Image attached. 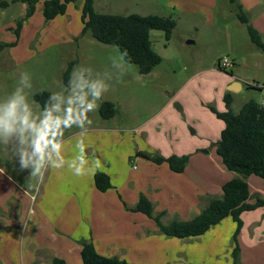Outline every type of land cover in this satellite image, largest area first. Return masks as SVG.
I'll list each match as a JSON object with an SVG mask.
<instances>
[{
  "label": "rangeland",
  "instance_id": "obj_1",
  "mask_svg": "<svg viewBox=\"0 0 264 264\" xmlns=\"http://www.w3.org/2000/svg\"><path fill=\"white\" fill-rule=\"evenodd\" d=\"M82 1H72L67 14L58 16L57 21L44 18L46 28L42 23L39 26L38 17L34 18L37 31L27 27L20 30L18 37L13 28L25 14L24 7L18 3L6 10L13 18L8 30L15 44L5 47L0 55V168L22 185L38 189L58 159L62 160L59 166L62 171L74 169L71 159L82 153L87 140L128 136L121 129L139 126L160 111L167 99L172 100V116L179 114L176 121L186 122L184 135L181 131L183 142L206 150L198 134L192 132L190 114L205 117L210 106L215 107L213 101L219 98L231 75L243 85L232 103L236 112L243 102L260 96L256 85H262L264 71L253 63L264 61V53L251 41L247 26L238 19L231 0H94L95 9L101 13L157 14L175 19L169 40L162 30L151 31L153 48L162 61L148 74L140 73L136 64L126 62L119 47L96 40L90 31L82 33ZM224 56L234 58V64L227 70H219L218 61ZM76 59L78 63L72 68L67 86L63 74L69 62ZM212 66L217 71H203ZM93 84L106 85L108 90L97 99L95 111L87 110L89 124L83 110L94 99ZM42 90L57 97L51 110L43 109L34 99ZM177 95L186 101L185 109L179 108L181 100ZM13 100L18 101V106L15 114L9 116L8 106ZM105 100L117 107L111 118L100 115V105ZM53 123V128L46 131L45 126ZM217 139L209 140L208 149L215 147ZM145 143H141L143 151L150 145ZM88 146L84 145L83 150ZM169 146L177 151L181 145ZM106 147L120 160L118 156L134 145L118 144L115 140ZM160 148L162 153H168L165 147ZM132 155L135 158L137 154ZM134 158L130 163L138 167ZM79 167L82 168V163ZM186 214H182V219L188 220L190 216ZM173 219L181 218L171 213L162 215L166 223Z\"/></svg>",
  "mask_w": 264,
  "mask_h": 264
},
{
  "label": "crops",
  "instance_id": "obj_2",
  "mask_svg": "<svg viewBox=\"0 0 264 264\" xmlns=\"http://www.w3.org/2000/svg\"><path fill=\"white\" fill-rule=\"evenodd\" d=\"M0 1L9 3L7 7L0 6V41L13 42L15 38L8 29L14 22L6 10L11 5L22 3L25 13L27 3L21 0ZM43 2L40 0L36 4L34 14L24 22L22 31L32 27L36 32L38 26L33 23L36 17L39 26L42 23L41 26L46 28ZM237 2L245 10L249 24L264 41V0ZM206 11L203 10L204 13ZM58 16L49 22L57 21ZM241 62L248 65L245 59ZM253 65L264 71V61H256ZM206 70L217 71L214 66L203 69ZM226 80V87L213 101L219 111L226 109L222 99L227 91L231 92L235 103V95L243 89L238 78L231 75ZM256 86L260 96L253 100L264 107V81L261 86ZM232 87L236 89L232 90ZM177 98L181 100V105L177 103L179 108L185 109L186 101L180 95ZM171 101L167 99L160 111L139 126L121 129L128 136L87 140L84 145L89 146L71 159L74 169L62 171L59 168L62 160H56L38 189L22 185L0 168L3 172L0 173V264H55V258L64 260L66 264H82V240L93 242L98 253L125 259L130 264H234L232 236L237 224L231 216L200 236L181 239L160 233L152 218L130 209L144 194L153 202L155 214H176L184 220L182 214L187 213L189 219L212 199L221 198L223 184L236 175L224 166L214 146L211 149L207 147L211 138L219 139L224 122L217 120L211 110L203 118L190 114L189 120L194 124L192 132L198 134V140L206 150L191 147L189 142H183L181 134V131L183 135L186 132V122L176 121L179 114L172 116ZM213 102L209 101L210 104ZM115 140L118 144L130 142L134 145L118 156L120 160L106 147ZM145 142L150 144L145 152H161L159 155L164 157L189 155L184 171L171 170L166 161L155 163L141 155L134 158L133 152L143 151L141 143ZM174 144L181 145L180 149L176 151L169 146ZM160 145L168 153H162ZM132 157L138 162V167L130 163ZM77 170L85 174L78 176ZM97 171L108 174L112 187L101 191L95 186L94 174ZM247 181L252 195L249 201L254 202L255 195L264 198V179L250 175ZM240 217L243 224L237 235L240 248L238 264H264V207L244 211Z\"/></svg>",
  "mask_w": 264,
  "mask_h": 264
},
{
  "label": "trees",
  "instance_id": "obj_3",
  "mask_svg": "<svg viewBox=\"0 0 264 264\" xmlns=\"http://www.w3.org/2000/svg\"><path fill=\"white\" fill-rule=\"evenodd\" d=\"M21 1L27 3V8L25 14L16 20V27L13 28L16 37L19 36L24 22L34 14L36 4L40 0ZM72 1L76 0H44L42 14L45 21L65 14L68 4ZM82 2L83 34L90 31L96 40L119 47L122 53L126 52L123 54L124 60L136 64L142 74L150 73L161 63L162 56L152 45L151 31L162 30L165 38L169 40L176 26L174 18L157 14L101 13L95 9L94 0H83ZM231 3L238 19L246 24L251 41L264 53L262 36L249 24L242 5L237 0H231ZM8 5L7 1H0L1 7ZM14 44L15 41L11 43L0 41V55L5 47ZM77 63V59L70 61L63 74L64 83L67 86L70 85L72 68ZM34 99L43 109L51 110L57 97H53L50 91L42 90L35 94ZM224 102L226 109L223 111L210 106L211 111L224 122V128L215 143L216 153L220 156L224 166L236 173L233 178L223 184L222 197L212 199L206 207L188 220L173 219L169 223L162 221L163 214L154 213L153 202L144 194L140 195L138 202L130 209L141 211L152 218L160 233L167 237L181 239L200 236L224 218L231 216L237 224L232 236L235 243L232 256L234 264H238L240 248L237 243V235L243 224L240 216L244 211L264 207V198L258 195H255L254 202L249 201L252 195L247 181L250 175H257L264 179V107L259 102L250 99L236 112L232 107L233 96L229 91L224 95ZM99 112L103 118H111L117 113V107L114 102L105 100L101 103ZM137 155L155 163L166 161L171 170L175 172L184 171L189 161V155L186 154H172L164 157L151 152L138 151ZM94 183L101 191H106L112 187L108 174L101 171L94 174ZM81 244L82 264H130L125 259L98 253L93 242L89 240H82ZM54 263L66 264L64 260L59 258H55Z\"/></svg>",
  "mask_w": 264,
  "mask_h": 264
},
{
  "label": "clouds",
  "instance_id": "obj_4",
  "mask_svg": "<svg viewBox=\"0 0 264 264\" xmlns=\"http://www.w3.org/2000/svg\"><path fill=\"white\" fill-rule=\"evenodd\" d=\"M123 54H126L123 53ZM92 88L94 89V91L92 92V96L94 97V99L88 103L87 105V108L83 110V114L85 116V118L88 119V116H87V110L88 109H92L93 111H95L97 108H98V104H97V99L100 98L102 96V93L106 90H108V86L106 85H103V84H93L92 85ZM17 106H18V101L17 100H13L9 106H8V114L9 116H12L15 114L16 110H17ZM89 121V124H91V121L88 119ZM55 123V122H54ZM54 123L53 124H48L45 126V130H51L54 126ZM43 135V134H42ZM83 147L84 145L82 146V150H83ZM99 162H97V167H99ZM85 172H82L80 170H77V173L76 175H84Z\"/></svg>",
  "mask_w": 264,
  "mask_h": 264
},
{
  "label": "built area",
  "instance_id": "obj_5",
  "mask_svg": "<svg viewBox=\"0 0 264 264\" xmlns=\"http://www.w3.org/2000/svg\"><path fill=\"white\" fill-rule=\"evenodd\" d=\"M234 64L233 59H230L228 56H224L222 57L219 62L218 65L220 67V69L222 70H227L229 68H231Z\"/></svg>",
  "mask_w": 264,
  "mask_h": 264
},
{
  "label": "water",
  "instance_id": "obj_6",
  "mask_svg": "<svg viewBox=\"0 0 264 264\" xmlns=\"http://www.w3.org/2000/svg\"><path fill=\"white\" fill-rule=\"evenodd\" d=\"M236 88L235 87H232V90H235Z\"/></svg>",
  "mask_w": 264,
  "mask_h": 264
}]
</instances>
